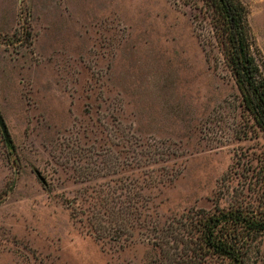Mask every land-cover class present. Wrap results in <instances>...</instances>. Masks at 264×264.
<instances>
[{"label": "rangeland", "instance_id": "obj_1", "mask_svg": "<svg viewBox=\"0 0 264 264\" xmlns=\"http://www.w3.org/2000/svg\"><path fill=\"white\" fill-rule=\"evenodd\" d=\"M226 41L208 0H0V264H171L192 217L264 207Z\"/></svg>", "mask_w": 264, "mask_h": 264}, {"label": "trees", "instance_id": "obj_2", "mask_svg": "<svg viewBox=\"0 0 264 264\" xmlns=\"http://www.w3.org/2000/svg\"><path fill=\"white\" fill-rule=\"evenodd\" d=\"M208 1L227 27V57L244 106L264 134V76L252 54L246 7L240 0ZM250 169L254 183L264 190V165ZM190 223L189 235H193L194 246L181 240V252H176L171 264H203L206 255L216 256L227 264H243L248 243L264 235V207L255 210L238 204L229 211L218 208L212 215L192 217Z\"/></svg>", "mask_w": 264, "mask_h": 264}, {"label": "water", "instance_id": "obj_3", "mask_svg": "<svg viewBox=\"0 0 264 264\" xmlns=\"http://www.w3.org/2000/svg\"><path fill=\"white\" fill-rule=\"evenodd\" d=\"M0 128L2 130V133L4 135L6 143L10 144L12 140H11L9 131L7 129V126L5 124V121H4V119H3L2 115H1V112H0Z\"/></svg>", "mask_w": 264, "mask_h": 264}]
</instances>
